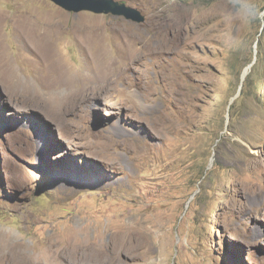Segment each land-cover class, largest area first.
<instances>
[{"label":"rangeland","instance_id":"1","mask_svg":"<svg viewBox=\"0 0 264 264\" xmlns=\"http://www.w3.org/2000/svg\"><path fill=\"white\" fill-rule=\"evenodd\" d=\"M114 1L144 22L0 0L18 77L0 81V264H264V0ZM22 17L57 31L70 76L119 62L123 34L144 40L137 72L108 95L55 100L14 32ZM158 115L167 133L149 137Z\"/></svg>","mask_w":264,"mask_h":264},{"label":"bare ground","instance_id":"2","mask_svg":"<svg viewBox=\"0 0 264 264\" xmlns=\"http://www.w3.org/2000/svg\"><path fill=\"white\" fill-rule=\"evenodd\" d=\"M14 24H15V29H16L14 32H16L15 34L18 36L19 40L22 42L23 48H27V51L32 55V57L36 58L38 63L40 64L42 74L39 75L38 80L40 81L41 86L48 93L50 92V95L53 99H55V100L58 99L59 101H63V99H60V93H61L62 89H65V90L68 89V91H69L68 96H65L64 99L68 98V99H73V100L78 99L80 96H88V95L89 96L90 95L96 96V95H102L103 93L108 95V94H110V92H115L116 87L119 85V83H121V84H122V82L124 83V81L126 79V78H124V75H126V73L128 71L137 72V68L133 65V63H131V59L134 58L132 55V52L134 51L136 53L139 50L140 51L144 50V47H143V43H144L143 41L144 40H142L139 37L133 38L134 37L133 35L123 34L120 38L121 42L119 44V47L124 52V56H122V55L120 56L121 60L119 62H117V63L115 62V65H113L110 60H106V61H103L104 65L101 66V68H100V64L98 63V61L97 62L95 61V63L93 62V65L90 67L88 74L83 73L79 77H73V76L68 75L67 72L64 71L65 68H63V63H61L62 60H60V57L57 53L58 51H56V48H55V40L56 39H55L54 35H55V33H57V31H55V33L53 31L50 32L49 30L44 31V32L40 31L41 33L37 34L36 33L37 25L27 17L18 18ZM44 24H45V22H44ZM38 25H39V23H38ZM169 46L171 47V45H169ZM145 47H146V45H145ZM165 51L169 53V52H173L174 50L172 49V47H171V49L165 48V42H164L161 44V48L159 49V52H162V54H163ZM93 58H94V60L98 59V56L96 55ZM13 66H12V60L10 61V59L7 57L5 50H4V47L2 46L1 41H0V81L3 84H7L8 88L15 87V85L18 81V77H17V73H16L17 71L14 70ZM112 69H115V70L112 72ZM65 70H67V69H65ZM165 72H166V69H165ZM168 73L166 72L163 75V78L166 77V80L165 79L164 80L166 81V83L168 85L169 84L171 85L172 84L171 83L172 78L169 76ZM129 79H130V77H129ZM129 79H127V80H129ZM130 82H131V80H130ZM130 82H128V85L130 84ZM125 86L127 87V85H125ZM136 87L139 88L140 83H139V86L137 85ZM134 94H136V93H134ZM130 96L134 97V95H129V97ZM134 105L136 107V104H134ZM139 107H140V105H139ZM139 111H141V110L139 109ZM150 111H151V108H150ZM155 111H156V109H155ZM143 113H144V110H143ZM164 115H166V114H164ZM140 120H142L141 116H139L138 119H135V122L140 121ZM167 120H168V118H167ZM167 120H164V117L162 115H158L157 122L159 125H157V126H159V127H157L156 131L152 132V131H150V129L148 127L145 126V128H144L145 133L149 134V137H155V135L157 136V134L162 136L163 133L164 134H165V132L167 133L166 130H168V128H169V127L167 128ZM169 120H170V118H169ZM173 122H172V124L175 123V122L174 123ZM122 124L126 125L125 122H123ZM124 125H121L119 122H117L113 125L111 131H112L113 135L116 137L114 139H116V140H117V138L120 139V141H117V143L119 142V145L124 150L125 149L128 150L133 144H135V139L132 137V134L130 133L128 128L127 127L125 128ZM173 126L174 125H172V127ZM155 127H156V125H155ZM123 132H126V133L128 132V134H125ZM117 143H116V145H117ZM99 145H101L105 148L107 147L106 144H103V143H101ZM111 145L114 146V144H111ZM0 240H1V238H0Z\"/></svg>","mask_w":264,"mask_h":264},{"label":"water","instance_id":"3","mask_svg":"<svg viewBox=\"0 0 264 264\" xmlns=\"http://www.w3.org/2000/svg\"><path fill=\"white\" fill-rule=\"evenodd\" d=\"M59 8L72 13L91 12L94 14H110L116 17H123L128 21L137 24L144 22L142 13L124 3L114 0H48ZM246 71L243 72V77Z\"/></svg>","mask_w":264,"mask_h":264}]
</instances>
